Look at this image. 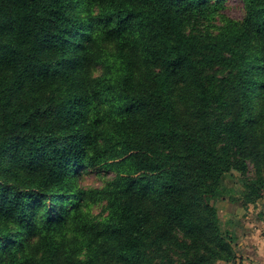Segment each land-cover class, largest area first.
<instances>
[{"label":"trees","instance_id":"16d2710c","mask_svg":"<svg viewBox=\"0 0 264 264\" xmlns=\"http://www.w3.org/2000/svg\"><path fill=\"white\" fill-rule=\"evenodd\" d=\"M241 1L0 0V264H238L216 204L264 196V0Z\"/></svg>","mask_w":264,"mask_h":264},{"label":"rangeland","instance_id":"374dc122","mask_svg":"<svg viewBox=\"0 0 264 264\" xmlns=\"http://www.w3.org/2000/svg\"><path fill=\"white\" fill-rule=\"evenodd\" d=\"M225 16L234 20H241L244 17V4L241 0H228L226 8L222 11ZM255 173V168L253 164H250L249 176L252 177ZM234 178H228L225 181V185L228 188L237 187L240 189L242 187L239 182L240 175L238 173L234 174ZM111 179V176L105 173L98 175L95 172L85 174L82 185L85 188H102L107 181ZM239 197V195H237ZM217 207L219 210V215L225 224V228L236 229L241 236H246V227L250 229L251 225L256 228L260 237L264 236V196L262 199L258 200L255 204L243 207L240 202H231L230 200L217 202ZM103 212L101 204H96L92 207V213L94 215H100ZM229 221L232 223L229 225ZM241 227V229H239ZM239 246H237V249Z\"/></svg>","mask_w":264,"mask_h":264},{"label":"crops","instance_id":"0c3cea01","mask_svg":"<svg viewBox=\"0 0 264 264\" xmlns=\"http://www.w3.org/2000/svg\"><path fill=\"white\" fill-rule=\"evenodd\" d=\"M247 226L246 236L240 238L238 264H264V236L256 228Z\"/></svg>","mask_w":264,"mask_h":264}]
</instances>
